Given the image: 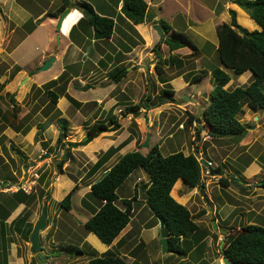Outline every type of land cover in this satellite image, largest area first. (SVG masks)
Masks as SVG:
<instances>
[{
    "label": "rangeland",
    "instance_id": "374dc122",
    "mask_svg": "<svg viewBox=\"0 0 264 264\" xmlns=\"http://www.w3.org/2000/svg\"><path fill=\"white\" fill-rule=\"evenodd\" d=\"M174 1L178 0H167L163 4V9L168 14L176 5ZM58 2L59 0H54V5ZM227 2V0L178 2L183 6V10L191 12V15L183 13L168 23L175 32L184 34L198 47L197 54H190L192 47L189 45L182 47L183 51L180 52L170 51L162 39H155L148 44L133 28L132 32L136 33L132 34L133 36L129 33L124 36L118 32V35L122 36L121 39L114 34V30V36L109 41L99 40L101 47L109 53L112 52L114 56L119 48L128 44L132 46L130 49L134 55H128L127 59L130 60L119 65L132 66L133 70L117 82L110 78V72L114 71L116 66L113 64L107 68L100 66L107 55L101 60L93 48L95 40L91 42L89 37H86L85 44L80 46L81 50L70 44L67 52L61 54L49 69L39 71L37 68L41 60L47 58L49 51L59 53L67 47V42L62 44L64 39L61 38V45L57 44L55 37L47 45L49 40L46 37L45 25L39 26L38 32L27 38H24L20 30L23 27H15L13 22H9L3 31L0 28V33L4 32L3 36L0 35L2 73L0 83L11 76L15 66L19 67L0 90V182L7 181V184L0 185V192L3 190L10 192L22 187L35 193V199L31 204L16 208L18 212L20 211L19 217L31 223L32 228L39 218L43 203L47 202L46 222L51 224V227L48 229V226H45L41 230L47 232L44 233L42 243V249L47 256L46 262L87 264L92 255L91 248L97 255H101L98 252L106 244L99 239L97 241L95 235L88 232L83 224L91 215L88 210L92 212L99 207L98 202L88 195L87 190L88 184L100 176L103 167L94 175L87 173L99 156L111 147L119 146L108 159L110 163L128 151L138 149L145 153L153 144H158L163 155L174 151L197 154L201 149L202 157L210 159L214 168L219 164L223 166L222 175L213 172L210 175L201 173V182L204 184L202 188H190L182 181L173 187L172 196L187 206L193 220L202 229L201 238H205L202 252L193 251L184 256L162 251L160 226L156 229L159 221L147 207L141 189V184L148 181L147 173L141 168L133 171L119 187L117 191L119 199L116 202L122 207V198L134 195L133 187L136 182L137 191L132 201L131 222L108 245L113 253L122 256L128 264H224L220 244L227 234L239 232L242 226L248 223L264 225V188L257 185L264 164V110L254 111L247 103L243 105L238 118L247 127V133L242 140L238 141L233 136H217L209 141L201 139V134L207 131L201 112L209 102V92L214 85L210 68L220 66L216 51L215 25L221 23L218 10ZM53 9L54 6L51 7V10ZM5 18L1 10L0 23ZM164 18H167L166 14H163L161 19ZM236 20L242 25L238 20V14ZM27 26L30 28L31 23H27ZM157 45L161 58H169L164 64L162 76L168 79L179 74L183 76L182 80L168 82L175 90V100L151 108H141L138 114L127 113V104L137 103L146 95L155 98L161 89L167 86L160 84L155 71L158 58L154 47ZM88 47L90 52L86 53ZM71 48L72 52L77 53L73 57L74 60L71 53L68 54ZM141 53L143 55L140 56ZM172 56L181 58L184 61L183 65L181 67L170 65ZM106 63L104 62V65ZM223 69L230 76V81L226 85L229 88L246 84L251 80L250 78L241 81L240 76L243 74L237 75L229 68ZM188 71L200 72L202 77L192 83L187 82L183 74ZM59 76L64 78L51 87L58 93L59 98L56 103H52L46 93L45 84ZM86 84L90 87L84 89L83 86ZM9 94H13L14 101L9 99ZM68 96H72L77 104L70 102ZM110 114L117 116L121 124L118 130L102 132L87 144L71 148L66 157V145L63 147L60 143L57 144V137L61 131L57 120L60 117L68 121L67 136L63 142H79L87 136V128L92 122L100 119L106 121ZM191 115L199 119L189 122ZM147 133L149 147L146 148L142 143ZM98 140L101 142L96 143ZM194 141L200 148L192 147ZM121 144L124 145L121 147ZM64 157L66 160L62 163L61 171L57 163ZM221 177L228 180V185L220 182ZM75 184L78 188L72 195V207L66 211L58 202ZM40 190L43 191L41 198L38 195ZM4 196L5 193H0V202H4L1 201ZM86 204L95 205L93 206L95 208L91 210ZM213 220L216 229L213 228ZM221 229L226 230L227 234L223 235ZM7 235L10 241L8 258L6 255L2 260L1 250L0 264H7V261L16 258L23 259V264H41V259L30 251V241L17 231H13L12 225L7 228ZM87 236L89 238H85ZM134 238L135 241H132ZM1 241L0 236V246ZM183 244L187 245L188 242L185 240ZM69 247L74 249L80 247L85 253L78 255L73 252L71 255Z\"/></svg>",
    "mask_w": 264,
    "mask_h": 264
},
{
    "label": "trees",
    "instance_id": "16d2710c",
    "mask_svg": "<svg viewBox=\"0 0 264 264\" xmlns=\"http://www.w3.org/2000/svg\"><path fill=\"white\" fill-rule=\"evenodd\" d=\"M121 13L133 24L142 23L147 11L148 4L145 0H121ZM235 3L243 9L259 26L260 29L248 30L236 21L235 11L229 9L230 21L223 22L216 27L217 36V56L220 66L210 68L214 85L209 92V102L201 112L202 120L208 125V131L213 137L233 136L242 140L247 133V127L238 118L242 107L247 103L248 107L254 111L264 110V0H227ZM68 5V0L60 7L57 14ZM77 8L83 12L84 21L88 23L89 28L93 30L92 36L95 39H109L114 31V19L107 15H100L93 9L92 5L83 0L76 4ZM220 10H218L219 12ZM54 15V14H47ZM245 14L240 13L239 22L248 28L254 27L255 23ZM159 25L164 33L162 42H164L170 51L189 45L192 47L190 54H197L199 51L191 40L184 34L172 31L169 35L171 26L165 20H160ZM257 26V25H256ZM157 55L155 71L159 81L164 85L158 95L152 98L146 95L140 101L134 104H127V113L138 114L141 108H151L164 103L173 102L174 89L168 83L169 79L162 76L164 64L169 60L162 59L158 45L154 47ZM170 65L181 67L183 61L178 56L170 57ZM231 69L235 74L240 75L245 71L251 72V80L248 83L236 85L229 88L226 85L230 81L229 74L223 68ZM19 70L15 66L11 76H8L0 83V90L4 84L8 83L11 77ZM110 78L115 82L121 80L126 75L124 66H116L115 70L110 72ZM2 74V73H0ZM180 75V74H179ZM184 79L187 82H194L202 77L200 72H185ZM59 76L57 79H51L46 82V93L50 101L56 103L59 95L51 87L57 85L58 81L63 79ZM66 84V81H64ZM90 87L88 84L84 89ZM9 99L14 101L13 94H9ZM70 102H75L72 96H68ZM1 112V110H0ZM195 116H190L191 122ZM61 129L57 144L66 145V157L70 149L78 145H85L100 133L105 131H116L121 127L117 116L110 114L107 120H95L87 128V138L79 142H63L67 136L68 121L60 117L58 120ZM20 127V125L18 126ZM66 143V144H65ZM124 145V144H123ZM121 144V147L123 146ZM118 147H111L95 161L89 168V175H94L100 171L104 163L118 150ZM57 163L59 170L62 171V163ZM137 168L143 169L148 176V181L142 184L141 189L144 192L145 203L156 218L163 219L164 236L168 239L167 252L184 256L193 251L202 252L205 243L202 241V229L193 220L190 210L187 206L176 201L172 196L173 187L182 179L183 183L190 188L203 187L201 182V164L194 153L184 154L182 151H174L167 155L160 152L158 144H153L145 153L140 150L128 151L119 156L111 165L107 173L100 176L90 183V190L87 192L94 201L98 202L96 209L92 205L86 204L92 210V214L85 220L83 226L88 232L94 233L103 243L110 245L120 232L131 222L133 212L132 201L136 197L137 188H134V195L129 198H122L123 206L116 204L119 199L117 191L125 179ZM261 176L257 180V185L264 188V164ZM213 173L222 175L223 166L217 165L212 168ZM220 182L228 185V180L221 177ZM78 188L75 184L72 189L58 202V205L68 211L72 207V195ZM43 197V191L38 193ZM49 194H47L48 196ZM35 199V193L26 191L19 187L0 203V236L1 250L3 258L7 255V228L5 219L10 211L18 204H30ZM47 208V206H46ZM12 230L29 240L32 225L22 217L13 220ZM136 237V236H135ZM185 240L188 242L184 245ZM135 241V238L132 240ZM187 246V247H186ZM91 257L87 264H128L125 259L107 249L101 255H97L93 248ZM76 252L78 255L85 253L80 247H69V254ZM221 254L225 256L230 264H264V225L248 223L242 226L241 230L235 234H227L224 240ZM46 257V256H45Z\"/></svg>",
    "mask_w": 264,
    "mask_h": 264
},
{
    "label": "crops",
    "instance_id": "0c3cea01",
    "mask_svg": "<svg viewBox=\"0 0 264 264\" xmlns=\"http://www.w3.org/2000/svg\"><path fill=\"white\" fill-rule=\"evenodd\" d=\"M81 1H83V0H68V5L61 12H59L57 14V12L60 9V7L64 4V0H59V2L56 3L55 5H54V0H0V11L2 10L3 14L6 17L4 20H1L0 28L3 31L4 28L6 26H8L9 22H13L15 27H23L20 30L24 34V38H27V37H30L32 35H35L38 32V27L39 26L45 25V27H46V32L45 33L47 35L46 37L49 40L47 42V45L50 44L51 40H53V38H55V37L56 38L59 37V38H57V42H58L57 44L61 45V43H60V39L61 38L64 39L62 44L67 42L66 43L67 47L65 49L63 48L64 49L63 51L60 50L59 53L58 52L57 53H55V52L51 53V51H49V53L47 54L48 56L46 55L47 58H49L51 55H53L55 57L54 62L57 61L61 57V54L64 55L67 52V49H68L70 44H72L76 49L81 50L80 46H83V44H85V42H86V41L84 42L85 38L89 37L92 40L91 42H93L95 40L93 42V44H94L93 48L96 51L95 54L97 56H99V58L101 60L103 59L104 56H106V55L108 56L109 55V57L106 56L104 58L103 64L100 63L101 60L98 62V64L100 63V66L103 65V66H105L104 68H107V66L110 67L112 64H113V66H120L119 64H123V62H125V61L127 62V61L130 60V59H127L128 55L129 56H133L134 53H132L133 50H131L132 46L130 44H128V46H124V47L120 46L121 49L119 48L115 52V54L116 53L117 54L114 56L112 52L109 53L108 50L103 49L101 47V45H100L101 41H99V40L109 41L114 36V34L118 35V32H120L124 36L126 34H128V33L130 35H132V34L135 35L136 33L134 31L132 32V28H133V30H135L138 34L140 33L142 35V37L144 39H146L148 44H150V42L152 43L155 39H161L160 34L155 29L154 25L155 24L159 25V21L161 20V18H163V14H166V16H167V18H164V20L167 23H168V21H171L173 19L175 20L177 18V16L182 15L183 13L191 15V12H186L185 10H183V8H182L183 6H181V4L178 3V2H181V0H178L177 2L174 1L176 5L173 7L172 11H170V14H168L167 11L165 9H163V4L166 3L167 0H145L147 2V4H148V7H147V11H146V14H145V17H144V21L142 23L133 24V23H131V21L129 19L124 17V15L120 11V8H121V5H122V1L121 0H87L92 5V7L95 10V12H97L100 15H107V16L112 17L114 19V23H115V26H114L115 32H114V34H112L111 38H109V39H95L92 36L93 30L91 28H89L88 23L86 21H84L83 12L81 10H79L77 8V6H76V4L78 2H81ZM52 6H54L53 10H51ZM65 9H68V11L65 14V16L63 17V19L61 21L60 29L58 30V29H56V24L58 22V18H59V16L61 15V13ZM229 9L234 10L236 15L238 14V20H239L240 13L245 14L249 19L253 20L239 6H237L235 3H232V2L228 1L226 5L224 4V7L221 8L220 13H219L220 14L221 23H223L224 20L227 23L230 21L231 16H230L229 11H228ZM47 14H54V15H47ZM253 22L255 23L254 24L255 26L250 28V29H252V30L260 29V26L254 20H253ZM27 23H31V27L30 28H28ZM221 23L219 22L215 26L217 27ZM170 26H171V24H170ZM216 27H215V30H216ZM12 31H14V29H12ZM172 31L175 32L174 28H172V26H171V30L169 31L168 34L171 35ZM0 32H1V30H0ZM177 32H179V31H177ZM3 33H0V35L2 34V36H3ZM163 35H164V33H163ZM118 37L122 39L121 35H118ZM87 40H89V39H87ZM72 50H73V48L70 49L68 54L71 53L70 55L72 57V60H74L75 58H73V57L77 53H75V51L72 52ZM12 51L13 50H11L10 53H12ZM172 51L173 52L174 51H179L180 52V51H183V50H182V47H180V48L172 50ZM89 52H90V49L88 47V50L86 51V53H89ZM141 55H143V53H141L140 56ZM89 56H91V55H89ZM112 56H113V58H111ZM47 58H45V59L42 58L43 60H41L40 65L45 60H47ZM106 60H107V63H106ZM104 62L106 63V65H104ZM183 63H184V61H183ZM143 66L145 68L146 64L143 65ZM124 67L126 69V75H125V77H126L133 70V68H132V66H128L126 64L124 65ZM242 74L243 75L240 76V80L241 81H243V80L247 81V80H249L251 78V72L250 71H245ZM244 75H245V77H244ZM182 77H183L182 75H178V76L173 77V78H171L169 80H170V82L174 81L175 79L182 80L181 79ZM26 78L27 77H25V79ZM157 79H159L158 75H157ZM160 84H163V83H160ZM183 84H185V83H183ZM174 94H175V90H174ZM180 126L183 127L182 124ZM100 142L101 141L98 140L96 143H100ZM94 145L95 144H93L92 147H94ZM118 158H119V156H118ZM114 162L110 163V161H107L106 163H104L103 171L104 170H108ZM178 180H179V182L182 181V179H178ZM1 183L2 182H0V184ZM134 183H135V185L133 187V191H134V188L137 186L136 182H134ZM142 184H141V186H142ZM178 186H179V184H178ZM193 188H197V187H193ZM16 190H13V191H10V192H8L6 190L5 191L3 190L2 192H0V193H5V196H4V198L1 201H5L4 199H6V197H8V195H10L12 192H14ZM24 190H26V193H29L31 191V190L30 191L27 190L26 188ZM89 190H90V184H88L87 192ZM47 194H49V193H47ZM84 194H82V195H84ZM171 196H172V194H171ZM172 197L176 201H178L179 203L183 204L181 201L176 199L174 196H172ZM0 203H3V202H0ZM20 205H25V204L24 203H18L17 207H15L13 210H11L9 215H8V217L5 219L4 222L6 224V228L9 227V225L11 224V222L13 220H15V219H17L19 217L20 211L18 212V210H16V208H18V206H20ZM27 206H28V204H27ZM93 206H95V205H93ZM86 207L89 208L88 206H86ZM47 213L48 212L46 210V219H47ZM88 213L92 214V212L91 211L89 212V210H88ZM46 226H48V229H49L51 227V224L46 222ZM158 227H159V224L156 227V229ZM0 231H1V229H0ZM44 233L47 234V232H41V231L39 232V238H40V241H41V246H42V243L44 242V235H45ZM90 233H92V232H90ZM92 234H94V233H92ZM94 235H91V236H94ZM85 236H86V234H85ZM94 237H96L97 241L100 240L96 235ZM85 238H89V237L87 236ZM53 241L54 240H52V242ZM118 241H116V243ZM202 241L204 242L205 238H203ZM9 242L10 241L7 242V250H8ZM54 243H57V241H54ZM54 245L56 246L57 244H54ZM54 249H56V248L54 247ZM107 249H111V248L110 247L108 248V245H106V246L103 245V247L101 248V251L98 252V254L104 253ZM193 250H194V248L192 250H190L189 253L193 252ZM0 251H1V249H0ZM30 251H32L31 247H30ZM42 251H43V249H42ZM32 253H34V252H32ZM43 254L45 255L44 251H43ZM36 256H37V254H36ZM1 258L3 260V255H1ZM7 258H8V255H7ZM7 264H23V259L16 258L15 260H12V261L9 260V261H7Z\"/></svg>",
    "mask_w": 264,
    "mask_h": 264
},
{
    "label": "water",
    "instance_id": "95a60500",
    "mask_svg": "<svg viewBox=\"0 0 264 264\" xmlns=\"http://www.w3.org/2000/svg\"><path fill=\"white\" fill-rule=\"evenodd\" d=\"M68 9H65L61 15L59 16L58 18V22L56 24V29H60V25H61V21L63 19V17L65 16V14L67 13ZM155 29L159 32L160 34V37L161 39L163 38V32H162V29L160 28L159 25L155 24L154 25ZM59 38V37H57ZM55 60V57L53 55H51L47 60H45L40 66H38V70L39 71H43V70H47L51 67L52 63L54 62ZM87 138V136H85L83 138V140H85ZM142 146L143 147H149V133H147L146 135V138L145 140L143 141L142 143ZM108 170H105L103 172V175L107 173ZM236 179V178H234ZM4 184H7V181H4L2 182L0 185H4ZM46 205H47V202H44L43 205H42V208H41V211H40V215H39V218L37 219V221L35 222L32 230H31V233H30V236H29V241H30V246H31V250L32 252H34L35 254H37V257L41 259V264H49L48 262L45 261V256L43 254V251H42V246H41V241H40V238H39V232L45 228L46 226ZM158 221H159V226H160V244H161V249L163 252H167V244H168V239L167 237L164 236V232H163V219L162 218H159L157 217ZM213 224V228L216 229V224L213 220L212 222ZM221 233L223 235H226L227 234V231L224 230V229H221L220 230ZM223 239H222V242L220 244V251L223 250V247H222V243H223ZM222 260L224 262V264H230V261L225 257L223 256L222 257Z\"/></svg>",
    "mask_w": 264,
    "mask_h": 264
},
{
    "label": "built area",
    "instance_id": "2783aa9c",
    "mask_svg": "<svg viewBox=\"0 0 264 264\" xmlns=\"http://www.w3.org/2000/svg\"><path fill=\"white\" fill-rule=\"evenodd\" d=\"M203 124H204V126H205V128H206L207 131H204L203 133L200 131V132L202 133V134H201V139H202L203 141H209V140H212L213 135L208 131V125H207L205 122H203ZM202 131H203V130H202ZM196 143H197V142H196ZM201 159H203V158H202V155L199 153L198 160H199V163H200L201 166H202L201 172H204L205 174L210 175V174H211V171H212V168H214L212 161H210L209 159H208V160L205 159V163L202 164V163L200 162ZM24 189H25V188H24Z\"/></svg>",
    "mask_w": 264,
    "mask_h": 264
},
{
    "label": "clouds",
    "instance_id": "9594fccd",
    "mask_svg": "<svg viewBox=\"0 0 264 264\" xmlns=\"http://www.w3.org/2000/svg\"><path fill=\"white\" fill-rule=\"evenodd\" d=\"M192 147H193V148H194V147H196V148H197V147H198V148H200V147L198 146V144H197L195 141L192 143ZM199 151L201 152V155H203V153H202V150H201V149H200V150H198L197 154H199V153H200ZM194 154L196 155V157H197V159H198V155H197L196 153H194ZM202 158H203V159H201V161H200V162H201L202 164H204V163H205V159H206V160H208V159H207V158H204V157H202ZM209 160H210V159H209ZM198 161H199V160H198ZM201 169H202V166H201ZM201 173H202V172H201ZM23 189H24V188H23ZM25 191H26V190H25Z\"/></svg>",
    "mask_w": 264,
    "mask_h": 264
}]
</instances>
